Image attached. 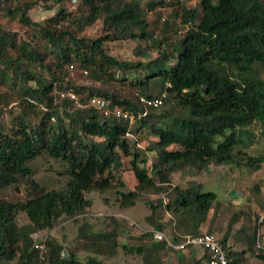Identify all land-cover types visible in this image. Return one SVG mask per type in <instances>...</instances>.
<instances>
[{"label": "trees", "instance_id": "trees-1", "mask_svg": "<svg viewBox=\"0 0 264 264\" xmlns=\"http://www.w3.org/2000/svg\"><path fill=\"white\" fill-rule=\"evenodd\" d=\"M68 1L0 0V185L26 178L31 188L26 200L0 197V264H111L91 253L81 259L83 246L67 249L51 236L65 220L78 221L87 212L92 202L87 192L98 191L109 204L104 194L113 191L111 204L127 209L142 192L164 191L167 222L197 231L217 195L203 191L200 182L178 187L171 183V174L190 167L199 173L235 160L240 167L255 169L264 163V147L257 156L243 147L252 133L247 126L257 120L264 124V0H201L199 8L183 0H78L72 9ZM163 2L172 7V19L164 20L156 34L157 22L148 15ZM41 4L55 12L37 21L30 12ZM97 21V36H85ZM174 22L182 29L175 30L177 35L168 32ZM115 40L141 41L147 49L161 51L148 61L121 58L110 50ZM85 70L91 81L107 87L80 84ZM126 79L136 94L109 87ZM68 91L77 99L62 96ZM163 92L168 97L161 107L146 111L139 102V95ZM95 95L132 111L133 122L153 136L145 149L157 157L153 174L145 166V153L130 137V120L105 115L90 103ZM12 102L19 112L6 113ZM40 155L66 163L69 179L64 188L46 190L34 181L31 163ZM131 156L136 184L128 189L120 170L124 158ZM22 211L29 222L19 225ZM154 213L148 220L155 229L137 236V244L120 240L127 235L114 215L113 228L98 233L99 240L90 239L93 226L87 221L79 225L77 239L106 257L115 256L122 246L138 253L143 264H164L166 244L154 231H164L165 225L153 220ZM40 231L47 236L43 260L34 245ZM243 234L247 251L264 260L256 248V227L242 231V240ZM220 241L224 245L226 237ZM204 251L197 259L179 258V264H202L208 257ZM232 252L229 264H242L245 251Z\"/></svg>", "mask_w": 264, "mask_h": 264}, {"label": "rangeland", "instance_id": "rangeland-1", "mask_svg": "<svg viewBox=\"0 0 264 264\" xmlns=\"http://www.w3.org/2000/svg\"><path fill=\"white\" fill-rule=\"evenodd\" d=\"M143 4L147 3L148 0H140ZM186 4H189L191 7L199 8V3L201 0H183ZM162 5V4H161ZM78 6V0H70L67 2V7L69 9L75 8ZM55 12V9H47L43 4L37 6L32 9L30 14L34 20L43 21L45 17L52 15ZM172 7L168 5V2H163V6H157V8L150 12L148 18L151 22H157L154 27V31L156 34L160 33L162 27L164 26V20L172 19ZM179 22L174 24L172 23L169 33L174 35L175 30L181 31L179 29ZM101 23L97 21L95 24L88 26L84 31V35L88 37L97 36L100 31ZM14 28H18L14 26ZM180 33V32H179ZM176 34V33H175ZM177 35V34H176ZM109 47L112 53L116 54L121 58H129V59H141L143 61H148L160 54L161 49L158 47L155 48H146V43L141 41H131V40H115L109 43ZM141 53V55L139 54ZM121 72V71H120ZM118 72L117 76L121 77V73ZM84 74L87 75L80 79V84L86 85H96L107 87V85H103L100 82H93L88 77V74L84 71ZM158 77H153L152 81L157 82ZM129 82V83H128ZM114 85V86H113ZM113 88L117 91H124L129 94H136L137 89H133L130 85V80L126 79V82H115L111 84L109 87ZM69 92V91H68ZM67 93V92H66ZM12 109L15 112H19L20 108L16 105V102H12L8 108H5L6 113ZM5 122L8 123L10 121V115L6 114L4 116ZM247 128L252 131L249 137L245 138L247 142L243 144V147L248 152V154L257 156L263 151L264 147V124L261 123V120H257L252 125H248ZM131 134L130 137L138 143V147L143 150L146 156L145 166L149 170L151 174V164L156 161L157 157L151 151L145 150L149 144L150 139L153 138L152 135L147 134L146 130L141 127L139 122H132L131 124ZM177 147V146H172ZM131 157L124 158V167L120 170V174L123 176V179L126 181L127 188L133 189L136 184V178L134 177V173L132 171V163ZM141 165L142 162H139ZM241 164V163H240ZM34 168V181L39 184L40 187L45 188L46 190H57L62 189L66 186L67 181L69 179L68 173L66 172L67 165L63 160L54 159L51 157H47L45 155H40L36 159H34L31 163ZM242 181L243 190L249 192V199L252 197L254 192L255 185L258 186V182L260 181L259 186L261 185V191L257 195L260 201L264 200V163L260 168H247L245 166H239V162L237 160L227 163V164H214L211 167L202 172H195L194 169L187 168L183 170H179L173 172L171 174V183L177 185L178 187L186 188L190 184H193L195 187L197 183L202 184L203 191H214L217 195V199L220 201L225 200V195L227 192L228 186L238 188V184H235V180ZM155 182L157 184L161 183L158 175L155 176ZM240 185V184H239ZM263 189V190H262ZM31 191V188L28 185V181L26 178L19 179L18 181L13 182L10 185H0V197L10 199V200H26L29 195L28 192ZM263 196H260V195ZM87 197L92 199L91 205L87 208V212L84 215H81L78 218V221L75 220H65L62 225H59L55 229H53L50 233L53 238L61 241L63 245L66 246L67 249L69 247L73 248V246L80 245L83 246L79 252L81 259H85L84 255H88L91 253L92 255L97 256L99 259L105 260L111 264H143L141 257L136 252H127L123 249L122 246L119 247V250L115 256L106 257L97 251H94L90 246L86 244H82L81 241H85L82 239L81 241L77 239L78 228L79 225L83 221H87L92 224L93 234L91 240L98 239V233L103 232L105 230H110L114 226V221L111 217L114 215L115 218L122 224L123 233L127 235V237H120V240L132 242L137 244L136 237L141 235L142 232L147 230H154L153 222L148 220V216L151 213L156 211V214H153V220L158 221L164 225L168 224V219L170 218V214L164 208V203H166L167 193L162 192H142V198L132 207L127 209H119L115 205L111 204L116 197L115 192L110 191L104 196L109 197V204H106L102 197L103 195L98 191L92 190L86 193ZM254 199V198H253ZM252 205V204H251ZM155 206V207H153ZM252 208V206L250 207ZM260 214L256 217V227H257V219ZM151 217V216H149ZM210 219L209 218L204 222L205 225H208ZM17 223L19 225L25 224L29 222V218L26 212L22 211L17 215ZM226 228V224L224 225ZM263 229V228H262ZM164 230V229H163ZM168 225L165 226V232H169ZM41 235H44L42 231H40ZM217 235L221 236V233L217 231ZM124 238V240H123ZM90 239H86L89 241ZM101 240V239H100ZM243 245V244H242ZM90 247V248H89ZM198 252H203L204 248L197 247ZM169 252V257L167 258L164 254L165 251L162 252L164 264H179V259L176 254L172 251V248ZM68 251V250H67ZM65 253H67L65 251ZM204 253V252H203ZM181 254V253H180ZM249 258L256 259V255L248 254ZM198 258V257H197ZM195 258V259H197ZM259 258V257H258ZM249 260V259H248Z\"/></svg>", "mask_w": 264, "mask_h": 264}, {"label": "crops", "instance_id": "crops-1", "mask_svg": "<svg viewBox=\"0 0 264 264\" xmlns=\"http://www.w3.org/2000/svg\"><path fill=\"white\" fill-rule=\"evenodd\" d=\"M261 181V180H260ZM260 181H257L258 186L255 185L254 187V192L258 195L259 192L261 191V185ZM235 184H238V188H234L231 186H228L227 192L225 195V200L220 201L216 198L215 203L213 204V207L211 208L209 214H210V219L208 225H205L204 223L200 225L199 229L204 230V231H209L213 233L216 237L219 239L221 237H226V241L224 243V246L226 250L231 253H240L244 252L242 255V264H264V260L261 258H249L248 254L255 255L254 253L256 252H250L247 251V245H246V240L247 236H244L243 240L241 239V233L242 231L252 229L256 227V217L259 214L264 213V200L260 201L258 197L255 195L253 192L252 197L249 199V192H246L243 190L242 181L240 182L239 180H235ZM240 184V185H239ZM263 190V189H262ZM264 194V193H262ZM260 196H263V195ZM254 198V199H253ZM252 204V205H251ZM252 206V208H250ZM236 216V221L234 223H231L233 217ZM165 222H167L165 220ZM227 225L226 228L224 225ZM169 227V232L170 235L173 237V239L176 242L181 241L185 235L190 234V233H195L197 231H194L192 227L190 228H185L183 225H178L175 221L173 223L168 222L166 223ZM165 225V226H166ZM263 228V229H262ZM257 227H256V232H257ZM217 231L221 233V236L217 235ZM261 234L263 235V241H264V226L261 227ZM236 240H240L237 242ZM243 244V245H242ZM171 249L166 248L165 251V256L168 258L169 257V251ZM174 250V249H173ZM176 254L177 258H182L184 261L192 260L195 258L202 257L205 254V251L203 252H198V248H187L185 250H175L172 251ZM181 253V254H180ZM233 255V254H232ZM249 259V260H248Z\"/></svg>", "mask_w": 264, "mask_h": 264}, {"label": "built area", "instance_id": "built-area-1", "mask_svg": "<svg viewBox=\"0 0 264 264\" xmlns=\"http://www.w3.org/2000/svg\"><path fill=\"white\" fill-rule=\"evenodd\" d=\"M87 73V71L85 70ZM70 96L73 99H77V95L69 91L62 93V96ZM168 97L167 92L155 95L152 97H145L139 95V102L147 111L151 107H161L164 105ZM90 103L102 111L105 115H114L123 119L130 120L132 123L135 120V115L132 111L125 109L120 105H112L110 99L102 95H95L91 98ZM146 111L143 113L145 114ZM264 226V213L260 214L257 219V239L256 248L264 255V241L263 235L261 234V227ZM154 236L157 240H163L166 244V248H172L174 250H185L187 248L202 247L207 251L208 257L203 261L202 264H229L230 256L223 243L218 237L209 231L200 230L195 233H190L184 236V238L176 242L170 234L165 231H154ZM35 248L40 252V257L43 260L47 251L46 246V235L36 234L34 235Z\"/></svg>", "mask_w": 264, "mask_h": 264}]
</instances>
